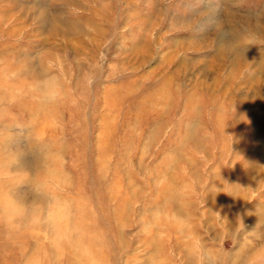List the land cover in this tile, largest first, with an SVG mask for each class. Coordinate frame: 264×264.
Wrapping results in <instances>:
<instances>
[{"label":"rangeland","instance_id":"rangeland-1","mask_svg":"<svg viewBox=\"0 0 264 264\" xmlns=\"http://www.w3.org/2000/svg\"><path fill=\"white\" fill-rule=\"evenodd\" d=\"M0 65V194L75 208L58 247L0 226V264H190L264 224V0H0ZM166 205L186 234L145 227Z\"/></svg>","mask_w":264,"mask_h":264},{"label":"clouds","instance_id":"clouds-1","mask_svg":"<svg viewBox=\"0 0 264 264\" xmlns=\"http://www.w3.org/2000/svg\"><path fill=\"white\" fill-rule=\"evenodd\" d=\"M0 71H3L2 65ZM58 87L47 85V97L50 100L57 98ZM36 195L41 197L44 203L30 210L10 194H0V226L13 231L22 226L26 219H30L33 224L45 226L53 246L58 247L68 240L75 230L73 202L62 194L41 190H36ZM189 226L187 215L178 207L169 205L154 210L145 224L146 228L153 231L167 228L182 235L189 231ZM185 254L190 264H264V224L257 221L249 231H245L243 226L236 230L233 247L227 251L217 250L193 232L186 240ZM153 264H162L159 256L154 258Z\"/></svg>","mask_w":264,"mask_h":264},{"label":"bare ground","instance_id":"bare-ground-1","mask_svg":"<svg viewBox=\"0 0 264 264\" xmlns=\"http://www.w3.org/2000/svg\"><path fill=\"white\" fill-rule=\"evenodd\" d=\"M45 14V13H44ZM44 16V15H43ZM47 16V15H46ZM154 99V98H153ZM74 264H77L76 262H74Z\"/></svg>","mask_w":264,"mask_h":264}]
</instances>
